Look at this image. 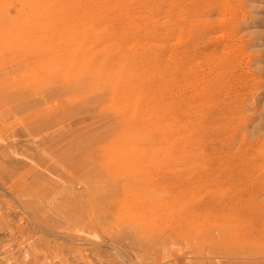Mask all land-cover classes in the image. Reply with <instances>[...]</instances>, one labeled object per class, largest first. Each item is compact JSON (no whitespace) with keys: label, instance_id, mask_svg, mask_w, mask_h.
<instances>
[{"label":"rangeland","instance_id":"1","mask_svg":"<svg viewBox=\"0 0 264 264\" xmlns=\"http://www.w3.org/2000/svg\"><path fill=\"white\" fill-rule=\"evenodd\" d=\"M0 264H264V0H0Z\"/></svg>","mask_w":264,"mask_h":264}]
</instances>
